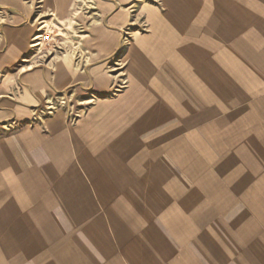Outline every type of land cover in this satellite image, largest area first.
Masks as SVG:
<instances>
[{"label": "crops", "instance_id": "obj_1", "mask_svg": "<svg viewBox=\"0 0 264 264\" xmlns=\"http://www.w3.org/2000/svg\"><path fill=\"white\" fill-rule=\"evenodd\" d=\"M35 1L0 0V264H264V0H42L86 68L13 70Z\"/></svg>", "mask_w": 264, "mask_h": 264}, {"label": "rangeland", "instance_id": "obj_2", "mask_svg": "<svg viewBox=\"0 0 264 264\" xmlns=\"http://www.w3.org/2000/svg\"><path fill=\"white\" fill-rule=\"evenodd\" d=\"M35 3L36 17L33 20H36L39 17L37 23L40 29V31L36 35H38L39 33H43V30L47 29L49 33L51 32V36L53 38L52 44L37 47L33 46L34 51L31 56H28V54L25 55L23 59H21L17 64L11 66L10 68L13 70L21 68L23 70H26L28 69L29 64H37V58L42 57L44 59L42 60V65L48 67L47 69L49 72H54L57 61L63 58L72 57L75 62H80V64L82 63L81 65L79 64L80 71L85 69L86 67H84V64H86L89 53L88 50L83 48V45L84 40L87 38L89 32L88 23L86 21L79 22L80 19H70L71 21L69 20L68 23L61 21L60 19H58L55 13H44L40 10L42 0H36ZM83 6L86 7L85 5H83V3H81L79 9L82 13H86L88 10ZM6 16L7 14L5 12L0 13V54L6 49L7 46V41L5 40L3 31L4 27L10 24V21L6 18ZM42 26H44V28H41ZM130 37L131 33L129 31H126L122 38L125 46L129 44ZM119 57L120 55H118V57L116 56V58L113 59L112 64H110V72L112 75H122V73H120L122 71V66L117 64L120 63ZM113 65L116 67L113 68ZM73 92L74 88H67L55 92L54 97L50 102L39 104L36 114L39 115L40 113L42 115H45L46 112L54 110L53 107L56 108L60 107L61 105H64L66 109H70L75 103V105H77L78 98L77 96H75L77 94L72 96ZM81 93H85L87 95L89 94V90H84ZM46 106L53 107L48 110L45 108ZM73 117H75L74 114Z\"/></svg>", "mask_w": 264, "mask_h": 264}, {"label": "built area", "instance_id": "obj_3", "mask_svg": "<svg viewBox=\"0 0 264 264\" xmlns=\"http://www.w3.org/2000/svg\"><path fill=\"white\" fill-rule=\"evenodd\" d=\"M44 28V26H42ZM51 32L49 33L47 29L43 30V33H39L33 38L32 46H43L52 44ZM117 89H119L117 87Z\"/></svg>", "mask_w": 264, "mask_h": 264}, {"label": "bare ground", "instance_id": "obj_4", "mask_svg": "<svg viewBox=\"0 0 264 264\" xmlns=\"http://www.w3.org/2000/svg\"><path fill=\"white\" fill-rule=\"evenodd\" d=\"M42 28V27H41ZM37 47V46H36Z\"/></svg>", "mask_w": 264, "mask_h": 264}]
</instances>
